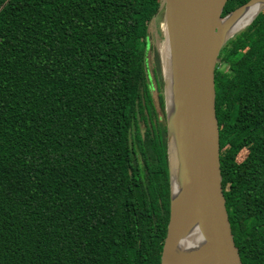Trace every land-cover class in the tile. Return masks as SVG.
<instances>
[{"label": "trees", "instance_id": "16d2710c", "mask_svg": "<svg viewBox=\"0 0 264 264\" xmlns=\"http://www.w3.org/2000/svg\"><path fill=\"white\" fill-rule=\"evenodd\" d=\"M159 5L0 0V264H160ZM214 82L234 241L243 264H264V9L223 45Z\"/></svg>", "mask_w": 264, "mask_h": 264}, {"label": "water", "instance_id": "95a60500", "mask_svg": "<svg viewBox=\"0 0 264 264\" xmlns=\"http://www.w3.org/2000/svg\"><path fill=\"white\" fill-rule=\"evenodd\" d=\"M226 1L159 0L154 13L169 181L160 264H243L222 188L214 71L223 45L264 9V0H247L222 15ZM258 3L254 16L229 33L225 21Z\"/></svg>", "mask_w": 264, "mask_h": 264}, {"label": "rangeland", "instance_id": "374dc122", "mask_svg": "<svg viewBox=\"0 0 264 264\" xmlns=\"http://www.w3.org/2000/svg\"><path fill=\"white\" fill-rule=\"evenodd\" d=\"M159 15L157 16L156 19H153L150 24H149V34H150V39H151V44L152 46H156L157 45V48H158V42H159V36H160V29H159ZM158 36V41L157 42H154V40L157 38ZM151 46V47H152ZM148 50V49H147ZM152 54H150V51L148 52V59H149V67L152 66L151 64V58ZM152 103L156 109V112L159 114V115H162V112L160 110V107L158 106L157 104V99H156V90L155 89H152Z\"/></svg>", "mask_w": 264, "mask_h": 264}, {"label": "bare ground", "instance_id": "6f19581e", "mask_svg": "<svg viewBox=\"0 0 264 264\" xmlns=\"http://www.w3.org/2000/svg\"><path fill=\"white\" fill-rule=\"evenodd\" d=\"M261 5L262 4L258 3V4L250 6L244 13H242L239 16V18L236 21H233V22L225 21L224 24L227 27V29L229 30V33L232 32L234 29H236L238 27H242L243 25H245L254 16V14L260 9ZM171 158H172V163H173L174 162L173 154H171Z\"/></svg>", "mask_w": 264, "mask_h": 264}]
</instances>
